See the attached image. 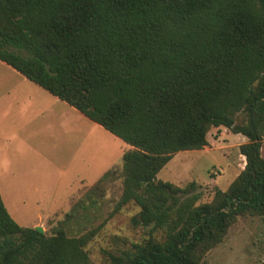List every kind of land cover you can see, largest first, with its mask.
<instances>
[{"label": "trees", "instance_id": "16d2710c", "mask_svg": "<svg viewBox=\"0 0 264 264\" xmlns=\"http://www.w3.org/2000/svg\"><path fill=\"white\" fill-rule=\"evenodd\" d=\"M0 61L130 146L51 233L21 226L0 190V264H91L118 180L114 212L138 206L146 237L107 264H209L239 218L264 217V0H0ZM221 127L248 140L227 190L199 203L195 181L157 178Z\"/></svg>", "mask_w": 264, "mask_h": 264}, {"label": "rangeland", "instance_id": "374dc122", "mask_svg": "<svg viewBox=\"0 0 264 264\" xmlns=\"http://www.w3.org/2000/svg\"><path fill=\"white\" fill-rule=\"evenodd\" d=\"M69 109L0 61V190L21 226H41L51 233L105 172L123 166V155L130 149L102 126ZM208 142L203 150L177 153L157 178L180 187L195 181L202 193L199 203L211 202L217 189L227 190L244 170L240 146L248 140L221 127L211 129ZM122 192L121 180L108 188L105 214L96 223L106 220L105 224L87 246L91 264H107L108 254L123 248L124 240L139 242L146 237L142 227L132 225L138 206L129 204L114 212ZM206 261L264 263V217L239 218Z\"/></svg>", "mask_w": 264, "mask_h": 264}, {"label": "water", "instance_id": "95a60500", "mask_svg": "<svg viewBox=\"0 0 264 264\" xmlns=\"http://www.w3.org/2000/svg\"><path fill=\"white\" fill-rule=\"evenodd\" d=\"M35 229H36L37 231L41 232V233H45L43 227H41V226H37V227H35Z\"/></svg>", "mask_w": 264, "mask_h": 264}, {"label": "crops", "instance_id": "0c3cea01", "mask_svg": "<svg viewBox=\"0 0 264 264\" xmlns=\"http://www.w3.org/2000/svg\"><path fill=\"white\" fill-rule=\"evenodd\" d=\"M50 94V93H49ZM53 96V95H52ZM54 98H57L55 96H53ZM58 99V98H57ZM59 100V99H58ZM71 107V106H70ZM72 109V110H71ZM71 109H69V111H73V110H76L75 108L71 107ZM49 111V109H47Z\"/></svg>", "mask_w": 264, "mask_h": 264}]
</instances>
